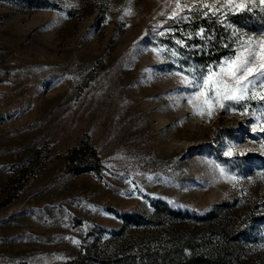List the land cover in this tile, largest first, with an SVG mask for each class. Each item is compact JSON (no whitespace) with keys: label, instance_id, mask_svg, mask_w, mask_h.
<instances>
[{"label":"rangeland","instance_id":"rangeland-1","mask_svg":"<svg viewBox=\"0 0 264 264\" xmlns=\"http://www.w3.org/2000/svg\"><path fill=\"white\" fill-rule=\"evenodd\" d=\"M205 2L0 0V264H127L212 220L226 264H264V101L201 118L177 75L258 38L264 5Z\"/></svg>","mask_w":264,"mask_h":264},{"label":"snow or ice","instance_id":"snow-or-ice-1","mask_svg":"<svg viewBox=\"0 0 264 264\" xmlns=\"http://www.w3.org/2000/svg\"><path fill=\"white\" fill-rule=\"evenodd\" d=\"M260 4L264 5V0H260ZM223 8H227L232 14H237L248 8V0H239V2L238 0H213L211 4L202 3L197 12L202 16L211 15L219 19ZM203 9H208V11L205 12ZM181 10L180 4L177 3L168 19H175ZM125 14L130 15L131 13L126 12ZM190 18L189 16L180 17L184 21ZM198 35L207 39L203 37L202 31ZM233 35L236 38L233 41L235 46L231 49L232 55L222 58L219 63L201 69L199 72L192 70L189 75L177 73V75H182V83L186 88L194 90L187 96V102L193 106L194 115L201 118L207 116L211 120L217 108L226 113L239 111L240 115H245L251 101H264V32H261L258 38L250 35L241 38L239 31L234 32ZM177 43L181 41L177 40ZM153 51L159 54L163 50L153 49ZM260 107L264 115V105ZM249 127L252 132L257 131L258 128L264 133V119L257 116L254 125H249ZM260 146L264 149V142ZM235 147L236 145H231L226 155L231 157L232 149ZM220 172L224 174L225 169L221 168Z\"/></svg>","mask_w":264,"mask_h":264},{"label":"trees","instance_id":"trees-1","mask_svg":"<svg viewBox=\"0 0 264 264\" xmlns=\"http://www.w3.org/2000/svg\"><path fill=\"white\" fill-rule=\"evenodd\" d=\"M204 29L210 30V25H204ZM218 229L212 220L202 221L193 229L169 232L160 246L142 249L135 257L126 259L127 264H226L234 260L235 254L227 245L226 233L217 240L210 239Z\"/></svg>","mask_w":264,"mask_h":264}]
</instances>
